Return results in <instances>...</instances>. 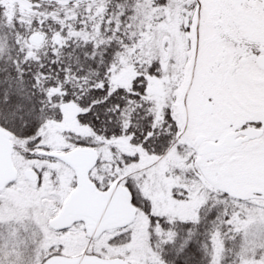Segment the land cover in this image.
Returning <instances> with one entry per match:
<instances>
[{
	"label": "snow or ice",
	"instance_id": "1",
	"mask_svg": "<svg viewBox=\"0 0 264 264\" xmlns=\"http://www.w3.org/2000/svg\"><path fill=\"white\" fill-rule=\"evenodd\" d=\"M0 264H264V0H0Z\"/></svg>",
	"mask_w": 264,
	"mask_h": 264
}]
</instances>
